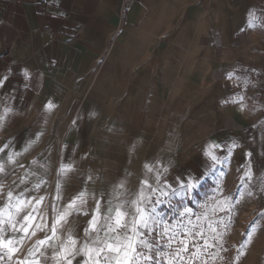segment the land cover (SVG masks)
I'll return each mask as SVG.
<instances>
[{
	"label": "crops",
	"instance_id": "0c3cea01",
	"mask_svg": "<svg viewBox=\"0 0 264 264\" xmlns=\"http://www.w3.org/2000/svg\"><path fill=\"white\" fill-rule=\"evenodd\" d=\"M251 5L0 0V55L6 54L0 59V210L16 220L29 215L26 233L4 234L21 239L14 254L0 249V264H57L54 253L69 234L79 248L93 215L103 224L109 207L133 199L140 181L154 183L153 171L143 167L154 169L163 156L161 127L186 115L179 110L206 105L210 91L223 94L235 69V36L247 29ZM209 77L218 79L210 91ZM238 111L225 106L216 120L235 123ZM147 145L157 150L152 161L143 158ZM123 160L133 169H116ZM21 193L28 199L17 214ZM80 193L83 203L63 215Z\"/></svg>",
	"mask_w": 264,
	"mask_h": 264
},
{
	"label": "rangeland",
	"instance_id": "374dc122",
	"mask_svg": "<svg viewBox=\"0 0 264 264\" xmlns=\"http://www.w3.org/2000/svg\"><path fill=\"white\" fill-rule=\"evenodd\" d=\"M248 21L247 29L235 36V69L233 77L230 74L224 79L229 84L224 85L223 94L210 91L218 79L209 77L208 103L179 110L186 115L175 125L160 129L163 156L153 164V184L157 173L162 184L172 185L177 177L203 176L196 202L185 201L192 208L191 223L184 221V231L189 234L178 235L170 247L167 238L159 240L169 256L187 246L180 253L183 258L176 257L173 264H264V0H252ZM174 81L178 85V78ZM225 106L239 108L235 123L217 122L216 116ZM82 128L86 133L89 127L84 124ZM150 146L145 161H152L156 154ZM124 167L133 169L124 160L116 169ZM128 173L119 175L127 177ZM108 178L106 175L105 180ZM249 230L251 239L245 243L244 234ZM147 239L154 245L150 254L155 257V233ZM139 250L149 254L148 249Z\"/></svg>",
	"mask_w": 264,
	"mask_h": 264
},
{
	"label": "snow or ice",
	"instance_id": "6c2138e0",
	"mask_svg": "<svg viewBox=\"0 0 264 264\" xmlns=\"http://www.w3.org/2000/svg\"><path fill=\"white\" fill-rule=\"evenodd\" d=\"M4 79L6 80L7 77ZM2 83L3 81H0V84ZM0 151H3V149H0ZM208 154L214 161L218 160L214 153L209 152ZM67 167L70 166L62 167V171L66 170ZM145 167L149 172L153 171L151 166L145 165ZM2 170L3 168L0 166V171ZM202 179L203 176L199 178L193 176L177 177L176 185H172L167 181L162 184L160 174L157 173L155 185L150 184L147 179L142 180L139 191L133 199L116 204L114 209L109 207V215L103 217V224H99L97 215H93L89 227L85 229V243L79 248L76 247L77 240L69 234L67 241L63 242L59 251L54 253L56 257H59L57 264H73L77 256L84 257L78 264H143V262H147V264H173L174 259L180 257V253L187 250V246L178 249L174 256H169L159 246V240L167 238V247H170L171 242L178 235L187 236L189 234L184 231V221L188 220L191 223L192 208L185 201L196 202L194 197ZM119 187H123V185L121 184ZM83 196L84 193H80L73 198L67 205L63 215H68V209L74 207L77 200L83 203ZM21 197H23V193L16 198V204L14 205L17 214L22 211V207L28 199H22ZM8 200L9 202L12 200L11 192L8 194ZM224 203L229 208L231 207L227 199ZM109 204H111V201H109ZM99 211V202H97L96 212L99 213ZM28 220V214H25L20 220H16L11 212L5 217L4 211L0 210V249H6L8 254L15 253L16 243H19L21 238L16 236L5 238L4 234L7 231L26 233L28 228L24 222ZM4 225H7V228ZM209 227H211V224ZM52 231L53 236H55V225ZM100 231H104V238L100 237ZM90 233H95V235L92 236ZM153 233H155V246L157 248L155 257L150 254L154 245L149 243L147 239ZM32 235H35V232ZM194 235H200V233H194ZM244 235L246 237L245 243H247L251 239V230ZM47 242V239L41 240L38 241V245H44ZM206 244L207 241H205ZM139 249H148L149 254ZM41 255H44V253L41 252ZM161 257H164L163 261H161ZM10 258L11 255H9ZM0 259H2V256H0Z\"/></svg>",
	"mask_w": 264,
	"mask_h": 264
},
{
	"label": "built area",
	"instance_id": "2783aa9c",
	"mask_svg": "<svg viewBox=\"0 0 264 264\" xmlns=\"http://www.w3.org/2000/svg\"><path fill=\"white\" fill-rule=\"evenodd\" d=\"M4 58H6V54H1L0 59H4Z\"/></svg>",
	"mask_w": 264,
	"mask_h": 264
}]
</instances>
